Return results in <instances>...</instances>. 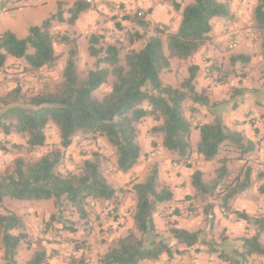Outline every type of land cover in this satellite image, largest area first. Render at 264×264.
Listing matches in <instances>:
<instances>
[{
    "label": "trees",
    "instance_id": "1",
    "mask_svg": "<svg viewBox=\"0 0 264 264\" xmlns=\"http://www.w3.org/2000/svg\"><path fill=\"white\" fill-rule=\"evenodd\" d=\"M174 12L180 13L176 29L166 31L163 25H156L150 35L137 50L126 52L120 57V48L114 43L98 45L101 36L91 33L88 38V54L95 58V68L84 76L77 70L75 46L69 47L62 70L61 80L52 91L26 95L19 86L0 97V128L4 134L11 132L26 138V146L33 150L45 144V128L49 123L59 132L60 145L66 149L77 134L92 138L105 137L114 147L115 166L118 171L132 169L143 154V147L137 139V125L146 118L156 122L150 129L161 137L162 147L185 161L192 155L190 133L192 122L185 116L186 101L209 106L205 91H196L194 79L198 67L188 65V76L180 86L164 84L160 74L170 67L171 59L188 60L210 40L212 19L224 18L233 21L229 0H160ZM62 1L57 2L55 13L45 18L40 25L28 28L23 38H18L7 30L0 34V71L8 58L21 59L27 70L53 67L58 59L54 42L75 43L66 33L53 34L54 23L74 24L78 17L87 12L91 3L88 0H74L65 10ZM141 13V14H140ZM139 11L134 17L141 18ZM138 24L144 25L141 20ZM251 22L258 32H264V0H257L252 10ZM137 39L141 38L136 35ZM261 56L264 62V36L261 38ZM238 60L245 64L248 55H235L231 62ZM102 64V66H100ZM208 75L212 82H221L222 77L214 78L219 69L209 64ZM111 78V79H110ZM108 84L109 91L98 98L94 92ZM235 94L241 89H234ZM233 93V94H234ZM190 109V107H189ZM264 118V115H263ZM199 139L196 154L204 161L218 159L215 177L210 181L203 179V172L194 169L190 175L192 197H219L218 205L225 214H232L236 220L254 228L252 234L240 237L239 248L223 245L218 249L212 241H203L208 253H217L218 263L207 264H248L252 256L264 257V213L249 214L244 210L232 208V201L253 185V171L246 163V157L256 150V143L241 132L229 129L219 113L213 120L197 124ZM264 139V135H263ZM222 149H232L244 166L234 176L228 168L229 157H218ZM62 151L51 149L36 159L16 157L12 168L0 173V208L6 198L15 200L52 199L55 206L62 202L72 206L81 218H86V205L89 200L112 201L117 208L118 193L106 179L101 169L99 155L93 153L86 159L78 173L61 174L57 170ZM185 166H189L185 164ZM261 182L264 192V167L255 176ZM159 168L153 165L142 181L132 185L135 193V206L132 214V228L118 237L102 253L94 264H140L142 261H156L162 255L171 256L175 251L168 237L160 233L154 223V214L160 204L173 199L169 187L158 184ZM214 205L206 207L209 220H214ZM0 212V246L3 264H48L45 249H35L29 258L18 262L16 255L23 242L28 244L29 235L23 218L11 209ZM222 212V211H221ZM51 214L46 225L54 219ZM169 237L176 244L186 248L202 242L199 231H189L170 222L167 229ZM68 264H86L84 258L72 256Z\"/></svg>",
    "mask_w": 264,
    "mask_h": 264
},
{
    "label": "rangeland",
    "instance_id": "2",
    "mask_svg": "<svg viewBox=\"0 0 264 264\" xmlns=\"http://www.w3.org/2000/svg\"><path fill=\"white\" fill-rule=\"evenodd\" d=\"M40 1L43 0H0V33L9 30L18 38H23L27 34L29 27L40 25L54 9L52 5L40 7L37 5ZM229 1L231 6L234 1ZM90 3V9H93L97 5V0H90ZM234 3L236 5L244 4L246 6V18L242 20L241 24L235 27L232 26V22L228 21L221 25L219 34L220 36H225L223 44L224 50L221 52L225 53V55L221 58V66H217L219 69L214 73V78L216 79L220 76L226 78L228 74H234L242 78H250L251 83H254L257 79L264 78V62L261 56V38L262 35L264 36V32L260 34L251 22L252 10L257 0H235ZM66 9L65 7L64 10ZM138 11L139 13L143 12L141 18H124L126 15L134 17V14ZM148 12L149 10L147 8L135 10L131 7L128 8L127 4L124 2L114 1V6H110V12L100 14L98 20H96L97 24L100 25V29L97 28L94 32L86 34L84 38L79 39L78 43L76 42V38H74L75 43H73V45L63 44L58 41L54 42V49L58 54V59L53 67H44L39 70H27L24 61L21 59H8L6 65L0 71V97L4 96L16 86H19L26 95L52 91L54 86L61 80L67 51L69 47L72 46H75L77 49L76 65L79 74L84 76L89 69H94L95 58L88 54V38L91 33H97L102 37L98 44L102 47L107 43L116 44L120 48V57L122 58L126 52L139 49L145 40L155 33L154 29L157 24L158 26L163 25L166 31H172L174 22L179 14V12H174L170 21L164 24L162 22H152V20L148 18ZM102 15L104 17H102ZM137 20H141L145 24H138ZM60 25L62 24L54 23L51 28L52 33L56 35L66 33L69 35L67 32H63L57 28ZM65 25L67 26V24ZM159 28H161V26ZM136 35H140L141 38H135ZM215 38L216 36L211 34L208 43L215 45ZM232 42H236V46H233ZM243 49H246V51L248 50V55L256 56L258 59L261 56V59L259 61H253L252 64L254 66H250V68H248V63L242 65V63L231 62V57L235 55L237 51ZM209 59L210 57L208 56L203 57L204 62H207ZM174 62L176 63L175 68L177 73L181 75L184 63L179 60H174ZM100 66H102V64H100ZM246 67L249 70L245 69ZM165 75L167 76V73L163 72L160 74V77L165 80ZM178 79L176 81V86H180L181 84V82H178ZM213 83L215 85L218 84L216 81H213ZM108 91L109 85L105 84L98 88L94 92V95L100 98ZM231 93H234L232 89ZM233 96H236V94L234 93ZM1 107L2 105L0 102V110ZM184 110L186 114L190 112L187 104ZM149 119L151 118H146L142 123L137 125V139L143 147V154L138 163L127 172H121L116 169L115 149L109 144L105 137L92 138L90 135L77 134L73 137L70 146L64 149L60 145L59 132L56 126L49 123L45 128V144L30 150L26 146L25 136L14 132L6 135L0 128V173L10 170L16 157H23L27 160L36 159L51 149H59L62 151V158L57 166V170L61 174L78 173L84 160L92 159L93 153H97L99 155L102 172L107 181L115 189L121 190L118 193L117 208L112 201L89 200L86 205L87 216L85 219L81 218L78 212L65 202H62L60 206H55L52 199L28 201L6 198L3 208H0V212H4V209H11L24 218L26 230L29 235L28 244L23 242L18 248L16 255L18 262H23L28 259L35 249H45L48 253L47 258H51L55 256L53 251H58L53 245L63 243L69 247V251L67 252L69 255L66 256L67 259L75 256L84 258L86 264L96 263L98 257L104 253L118 237L124 235L128 229L132 228V214L136 199L135 193L132 190V185L142 181L153 165H157L159 168V187L168 186L167 183L170 181V173H173L175 176H180L181 173L173 169L180 165L185 166V164L189 165L185 167L188 168L190 172L194 169L201 170L205 181H210L215 177V169L219 166L218 159L206 162L200 156L194 154L187 160L181 161L176 156H171L170 152L161 149L158 145L160 136L150 131L152 126L150 127L147 122ZM192 133L191 143L193 148H195L198 132L192 130ZM257 153L260 161L264 162V150L262 149L260 152L257 151ZM225 156L229 157L227 165L231 171V176L236 175L241 167L244 166L245 159L238 160L237 153L232 149H222L218 157ZM246 162L247 165L251 166L252 171L254 170L253 185L243 194L248 202H253V205H255L254 214H261L264 213V192L260 191L261 182L254 176L264 165L260 162H252L248 157H246ZM188 197H190V199H188L189 202L186 204L175 207L166 202L160 204L155 212L154 218L159 219V229L157 230L168 237V242L173 245L175 251L169 259L160 264H195L196 262H194V259L198 260V257H196L194 253L191 254L189 252L190 249L192 250L193 248L189 249L183 245L176 244L175 240L168 235L167 229L169 223L175 222L178 224V219H186L189 221L190 219L188 217H190L191 221L195 222H193L195 224L193 231H199L201 236L200 239L202 240V242L197 244L199 247L198 249L204 251V253H201V258L205 260L204 257L206 258L207 256V259L209 257L208 262L210 263H218L219 259L217 258L216 252L207 253L206 249H208L209 246L203 241H212L213 245L220 249L225 239V243L228 247L239 248L241 246L240 237L253 233L254 228L245 226L244 231L242 229L243 226H240V224L234 220L233 215L221 212L220 206L218 205L219 197L208 196L201 198L192 197V195H188ZM209 204L218 207V214L220 217L217 223H215V220H213V223L207 220V218H210V214H206L205 212ZM51 214L55 216L47 227L51 231L54 239L53 241H48L43 237L40 230L46 225ZM172 216L176 218H172ZM227 222L228 224H226ZM262 237L264 239V236ZM73 249L82 250L83 254L76 256L71 253ZM84 252L86 254H84ZM186 253H188L187 256ZM182 255H185V258H183ZM0 264H3L1 246ZM248 264H264V257L252 256L248 260Z\"/></svg>",
    "mask_w": 264,
    "mask_h": 264
},
{
    "label": "crops",
    "instance_id": "3",
    "mask_svg": "<svg viewBox=\"0 0 264 264\" xmlns=\"http://www.w3.org/2000/svg\"><path fill=\"white\" fill-rule=\"evenodd\" d=\"M58 1L63 2L62 9L64 10V8L65 7L68 8L74 0H43L40 1V3L37 5H39L40 7L52 5L54 9L51 12V14H53L56 11L55 9H57ZM114 1L124 2L125 4H127L128 8L131 7L135 10L139 8H147L149 10L148 18H150L152 22H162L164 24H167V22L170 21L172 15L174 14V11L170 7H168L166 3H163L160 0H105V1L97 0L96 7L81 14L74 24L60 23L62 25L58 26L57 28H59L63 32H67L71 38H76V42L78 43L79 39L84 38L86 34L90 32H94L97 28L100 29V25L97 24L96 20H98L100 14H105L110 12V6H114ZM233 1L235 2V0ZM234 2L231 4L233 21H228L224 18H214L211 21L212 34L216 36V38L214 39L215 45L208 43L209 42L208 41L204 45V47H202L188 60L186 61L179 60L184 63L183 66L184 68L181 75L177 73V70L175 68L176 63L174 62V60H178V59H171L170 67L167 70L163 71L167 73V76L165 75L166 76L165 80H163V78L161 77L160 78L164 84H169L173 87H178L176 86L177 79L179 78L178 82H182V80L188 76V72H187L188 65H196L198 67L197 74L194 79L195 90L205 91L210 102L208 107L201 105L199 103H192L191 101L185 102L190 107V112L187 114L185 113V116L187 117V119H189L192 122L193 125L190 133V146L192 150V155L196 154L195 151L196 146L195 148H193V145L191 143V138L193 134L192 130L198 132V138L196 139V143H195L196 145L199 139V130L195 126L197 124L211 122L213 120L214 113H219L221 115L224 124L229 129L241 132L246 138L256 143V150L253 153H251L248 156V158H250L252 162H256V163L260 162L262 165H264V162L260 161L257 153V151L260 152L262 149L264 150V148L261 149L258 146L259 140H262L264 135V118H263L264 78L257 79L254 83H251L250 78H242L239 75L235 76L234 74H230V75L228 74L226 78L223 77L222 81L215 85L212 82V75H208L205 72L206 66L209 64L221 66L220 65V62L222 60L221 58L225 55V53L221 52L224 50L223 44L225 40V36H220L219 34L221 25L224 22L228 21V22H232V26L235 27L238 24H241L242 20L246 18L245 17L247 13L246 6L244 4L236 5ZM63 15L64 17L67 16L66 11L64 12ZM102 17L104 16L102 15ZM179 20H180V13L178 14V18L174 22V27H172L173 29H176ZM65 24H67V26ZM240 54L248 55L249 53L248 50L246 51V49H243L241 51L239 50L237 51V53H235V55H240ZM204 56H208L210 57V59L207 62H204L203 60ZM248 56H249V61L247 62L248 63L247 65H249L248 68H250V66H254L252 64L253 61L255 60L259 61L261 59V56L259 57V59L253 55H248ZM8 59H10V57ZM235 63H240V62L236 60ZM248 68L246 67L245 69L249 70ZM231 89L232 90L241 89L242 91L241 93L236 94V96H233L234 94L231 93ZM147 122L150 125V127L156 124V122H154L152 119H149ZM158 145L160 146L161 149H164L161 145V137ZM171 156H176V155L171 153ZM173 170L175 171L177 170L181 174L180 176H175L173 173H170V179H169L170 181L167 184L170 191L172 192L173 199L167 203H170V205L172 206L179 207L181 204H186L189 202L188 199H190V197H188V195H193V190L190 185V175L192 172H190L189 169L186 168L185 166H181V165ZM243 193L245 194V191L239 194L232 201L231 203L232 208L236 210H244L249 214H254L255 205H253V202H248L246 200L247 198L245 199ZM218 211H219L218 207L214 206L213 212H214L215 223L219 221L220 216L218 214ZM172 218H176V217L172 216ZM188 218L190 219L189 221L186 219L185 220L178 219L179 222L178 224H176V226L187 229L189 231H193L195 227L194 224L195 222L191 221L190 217ZM234 220L238 224H240V226H243L242 229L244 230L246 226L245 222L238 221L235 219V217ZM154 223L156 225V228L159 229V219L154 218ZM226 224H228V222ZM53 247L57 248L58 251H53L55 256H52L51 258L47 259L49 264H68V259L66 256L69 255V253H67L69 251L68 250L69 247L63 243L53 245ZM188 248L189 249L193 248L192 250L190 249L189 252L191 254L194 253V255L198 257V260L194 259L195 260L194 262H196L195 264L210 263L208 262L209 257L208 259L207 256L206 258L204 257L205 260L201 258L202 257L201 253H204V251L202 249H198L199 247L197 244L195 246ZM71 253L77 256L83 254V251L73 249ZM188 253H186V256L188 255ZM84 254L86 253L84 252ZM170 257L171 256L168 255H162L156 261L145 260L142 261L140 264H160L161 262L166 261ZM182 257L185 258V255H182Z\"/></svg>",
    "mask_w": 264,
    "mask_h": 264
},
{
    "label": "built area",
    "instance_id": "4",
    "mask_svg": "<svg viewBox=\"0 0 264 264\" xmlns=\"http://www.w3.org/2000/svg\"><path fill=\"white\" fill-rule=\"evenodd\" d=\"M88 1L90 2V0H88ZM232 45L233 46H236V42H232ZM205 72L208 73V68L207 67L205 69ZM258 146L261 149L264 148V139L259 140V145ZM221 211H222V213H225V212H223V210H221ZM40 232L42 233L43 237L46 240L53 241L54 237H53L51 231L49 230V228L47 226L42 227L41 230H40Z\"/></svg>",
    "mask_w": 264,
    "mask_h": 264
}]
</instances>
